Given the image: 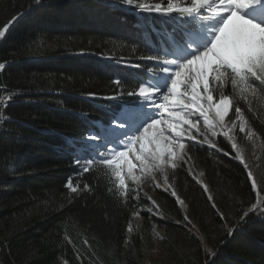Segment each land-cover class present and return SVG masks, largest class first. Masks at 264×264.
Returning <instances> with one entry per match:
<instances>
[{
	"label": "trees",
	"instance_id": "trees-1",
	"mask_svg": "<svg viewBox=\"0 0 264 264\" xmlns=\"http://www.w3.org/2000/svg\"><path fill=\"white\" fill-rule=\"evenodd\" d=\"M20 13L0 38V63H6L0 96L19 93L0 109L6 117L0 124V264H264V214L240 220L255 192L223 136L217 142L224 152L192 150L213 201L186 168L173 178L176 196L147 184L139 200L124 204L102 180L94 193L66 198L64 185L76 171L73 145L94 130L93 122L107 124L114 109L136 100L107 97L120 90L115 80L127 91L137 77L143 79V68L132 65L150 66L139 59L149 53L146 44L159 46L178 21L137 13L117 0H42L40 6L0 0V28ZM246 116L264 138V109ZM261 156L264 164V151ZM213 202L235 229L231 236ZM150 206L154 212L147 211ZM137 210L148 230L141 238L136 229L128 232ZM153 224L165 230L164 239L157 254L145 257L146 247L154 245ZM205 248L216 256L209 258Z\"/></svg>",
	"mask_w": 264,
	"mask_h": 264
},
{
	"label": "snow or ice",
	"instance_id": "snow-or-ice-1",
	"mask_svg": "<svg viewBox=\"0 0 264 264\" xmlns=\"http://www.w3.org/2000/svg\"><path fill=\"white\" fill-rule=\"evenodd\" d=\"M117 2L137 13H156L178 23L159 46L146 44L149 53L139 59L152 62L150 66L132 65L143 68V79L137 77L127 91L117 79L114 83L120 90L115 96L107 97L129 96L136 100L114 109L107 124L93 122L94 131L73 145L72 165L76 171L64 185L66 198L71 201L84 193L92 194L102 180L106 191L124 204L139 200L147 184L165 192L171 190V195L176 196L169 177L175 178L178 169L186 168L188 175L208 193V200L213 201L208 185L201 179L204 172L193 173L192 150L207 146L223 152L216 141L223 136L230 143L233 158L247 170L255 192V202L242 213L240 220L250 213L264 214V187L258 184L245 150L236 139L238 130L254 149L264 151V138L246 116V112L255 114L264 109V0ZM41 4L42 0H33V6ZM22 15L13 16L0 28V38L5 37L10 25ZM5 68L6 63H0V71ZM16 95L19 93L13 91L0 96V109L6 108ZM5 119L0 111V124ZM89 176L93 177L91 183L86 179ZM144 196L159 209L151 196L146 193ZM176 199L184 206L183 200ZM212 207L225 221L231 236L235 229L227 227V217L214 202ZM132 215L139 217V210ZM128 232H132L131 226ZM152 232L154 239H164L155 226ZM205 251L209 258L217 254L209 248Z\"/></svg>",
	"mask_w": 264,
	"mask_h": 264
},
{
	"label": "rangeland",
	"instance_id": "rangeland-1",
	"mask_svg": "<svg viewBox=\"0 0 264 264\" xmlns=\"http://www.w3.org/2000/svg\"><path fill=\"white\" fill-rule=\"evenodd\" d=\"M220 137V136H219ZM216 138V141L218 140V138ZM236 138L238 139V142L242 145H244V147L246 148L247 150V153H246V160H250L251 161V165H250V169L252 170L258 184L262 187L264 186V164H263V161H262V150L260 148H256L254 149L251 145L250 142H248L245 138H244V134L242 133H239L238 130L236 132ZM218 143V142H217ZM257 156L260 157L259 160H257ZM194 167V166H193ZM193 173H195L194 169H193ZM157 179H159V177H157ZM170 179V182L173 184V177L170 175L169 177ZM161 183H163L161 181ZM153 186V185H152ZM154 187V186H153ZM183 200V199H182ZM184 201V200H183ZM185 202V201H184ZM186 203V202H185ZM180 205V204H179ZM186 205L188 206V203H186ZM181 206V205H180ZM184 208L186 209L185 205H184ZM150 209H152V212L155 211V208H153L152 206H150ZM142 218L143 216L140 214L139 217H135V220L137 223L133 224L131 226L132 228V232L131 233H134L135 229H136V232H138L137 234L139 235V237L141 238L142 236H146L148 235V230L145 229V226H143V224H139V222H142ZM148 219H151L150 215L148 217ZM155 226L156 228V231L160 233V235L162 233H164V230L162 229V226L160 225H157V224H153L152 227H151V230L149 232L150 236L152 237V240L154 242V245L153 246H149V247H146L145 249V252H144V255L145 257L146 256H152V255H155L157 254V249H158V244L161 242V239L159 238H155L154 239V234L152 232V229L153 227ZM162 236V235H161ZM142 264H147L146 262V259L143 260V263Z\"/></svg>",
	"mask_w": 264,
	"mask_h": 264
},
{
	"label": "bare ground",
	"instance_id": "bare-ground-1",
	"mask_svg": "<svg viewBox=\"0 0 264 264\" xmlns=\"http://www.w3.org/2000/svg\"><path fill=\"white\" fill-rule=\"evenodd\" d=\"M238 144H240V143L238 142ZM240 146L245 150V158H246L247 150H246V148L244 147V145L240 144ZM247 162H248L249 167H250V165H251V161H250V160H247ZM193 169H194L195 173H198L199 171H203V172H204L203 169H201L199 166H196V165H194ZM195 173H194V174H195ZM201 179L203 180L204 183L206 182L205 172H204V176L201 177Z\"/></svg>",
	"mask_w": 264,
	"mask_h": 264
},
{
	"label": "water",
	"instance_id": "water-1",
	"mask_svg": "<svg viewBox=\"0 0 264 264\" xmlns=\"http://www.w3.org/2000/svg\"><path fill=\"white\" fill-rule=\"evenodd\" d=\"M236 139H237V138H236ZM237 143H238V139H237ZM218 147H219V146H218ZM219 148H220V147H219ZM220 149H221V148H220ZM200 168L203 169L201 166H200ZM203 170H204V169H203ZM191 177H192V176H191ZM205 184H207V185H208V188H209V184H208L207 181L205 182ZM210 193H211V192H210Z\"/></svg>",
	"mask_w": 264,
	"mask_h": 264
}]
</instances>
